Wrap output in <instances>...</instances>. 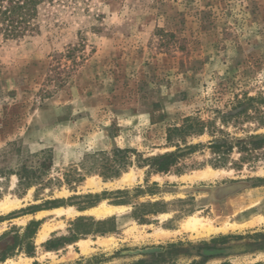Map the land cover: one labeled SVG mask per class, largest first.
Here are the masks:
<instances>
[{"label": "rangeland", "instance_id": "rangeland-1", "mask_svg": "<svg viewBox=\"0 0 264 264\" xmlns=\"http://www.w3.org/2000/svg\"><path fill=\"white\" fill-rule=\"evenodd\" d=\"M39 21L32 34L0 36V202L20 201L0 212V264L264 263V149L255 163L238 166L235 149L213 167L203 146L182 175L148 174L136 163L112 179L87 173L88 154H161L173 150L170 125L187 116L221 125L237 99H264V0H76L46 6ZM225 130L247 137L264 125L241 116ZM24 168L41 172L36 186L19 183ZM208 168L218 173L192 177ZM72 169L82 181H65ZM126 174L131 182L120 184ZM102 203L125 209L102 219L83 213ZM191 216L243 227L198 235L183 227ZM32 220L40 225L28 239ZM44 225L51 230L38 242ZM161 230L170 234L157 237ZM208 248L228 252L205 255Z\"/></svg>", "mask_w": 264, "mask_h": 264}, {"label": "trees", "instance_id": "trees-1", "mask_svg": "<svg viewBox=\"0 0 264 264\" xmlns=\"http://www.w3.org/2000/svg\"><path fill=\"white\" fill-rule=\"evenodd\" d=\"M76 0H0V36L4 39H17L32 34L40 30L39 17L41 10L46 6L65 7ZM257 103H263L264 99L259 97L245 96L243 99H237V105L234 109L220 115L221 125H217L216 120H204L200 117L187 116L180 124H173L166 129V147L173 148L164 153L144 157L136 149L116 148L111 151H100L88 154L93 158L87 173L99 171L104 179L119 177L124 171L136 163L140 167H147L148 174L169 173L174 170L177 174H184L183 161L195 153L199 148L206 146L215 156L213 167H225L235 149L241 153L238 166L242 163H255L261 156L260 150L264 149V133L250 134L247 137L232 136L225 128L229 126L231 120H237L241 116L248 119H256L259 124L264 125V109L257 106ZM239 106H243L239 108ZM209 134L212 139L206 144L202 142L193 143L190 139ZM264 156V151L261 153ZM84 166L85 164L82 163ZM83 173H77L76 170H68L64 173L65 181L69 184L80 182L83 179ZM19 183L26 187L36 186L41 177V172L35 170L27 171L26 168L18 173ZM157 184V183H156ZM55 207V202H52ZM34 206L32 208H36ZM40 221L32 220L26 226V235L28 239H33L36 234ZM19 242L18 235L15 237L14 245L9 249H14ZM34 246L32 241L28 244V253L32 254ZM6 254H3L0 261H3ZM264 264V263H258Z\"/></svg>", "mask_w": 264, "mask_h": 264}, {"label": "bare ground", "instance_id": "bare-ground-1", "mask_svg": "<svg viewBox=\"0 0 264 264\" xmlns=\"http://www.w3.org/2000/svg\"><path fill=\"white\" fill-rule=\"evenodd\" d=\"M217 173H218L217 170L208 168V169H205L201 172L196 173L192 177L208 178V177L216 175ZM130 182H131L130 174H126L119 181L120 184L130 183ZM19 204H20V201L5 199V200L0 202V212L1 213L9 212V211L13 210L14 208L18 207ZM124 209H125V207H123V206H114V205H108L106 203H102L99 206H96V207H93V208H90V209L84 211L83 213H88L90 215L95 216L96 218L102 219V218H106V217H109V216L114 215V214L121 213ZM53 211L55 213L61 215L67 210H65L63 208H55V209H53ZM77 213L81 214V212H77ZM42 214H43V212L39 213V215H42ZM253 220H255V219H253ZM258 220H263V217H260ZM251 222H253V221H251ZM183 224H184L183 225L184 229H186L188 231L196 232L198 235L211 234V233L218 232L220 230L226 231L228 228H237V227L242 228L243 227L242 224L237 223V224L227 225V226H224L222 228H218V227H214L213 225H211L210 221H204L202 218H199L197 216L188 217V219ZM248 224H249V222H248ZM252 224H249V225H252ZM50 230H51V228L48 225H44L42 230L38 234V242L44 241L47 238ZM165 234H170V232L166 231V230H161V232H159L156 235H157V237H161ZM152 236H154V235H152ZM139 237L141 238L140 235H139ZM111 243H113V242L112 241L111 242L110 241H104V244H106V245H110ZM79 244H81L83 251L87 252L88 242L86 240H81V241H79ZM12 264H18V263L12 262Z\"/></svg>", "mask_w": 264, "mask_h": 264}, {"label": "flooded vegetation", "instance_id": "flooded-vegetation-1", "mask_svg": "<svg viewBox=\"0 0 264 264\" xmlns=\"http://www.w3.org/2000/svg\"><path fill=\"white\" fill-rule=\"evenodd\" d=\"M222 249H218V248H208V249H204V254L205 255H217L219 254V251Z\"/></svg>", "mask_w": 264, "mask_h": 264}, {"label": "water", "instance_id": "water-1", "mask_svg": "<svg viewBox=\"0 0 264 264\" xmlns=\"http://www.w3.org/2000/svg\"><path fill=\"white\" fill-rule=\"evenodd\" d=\"M223 252H224V253H227L228 250H227V249H222V250L219 251V253H223Z\"/></svg>", "mask_w": 264, "mask_h": 264}]
</instances>
